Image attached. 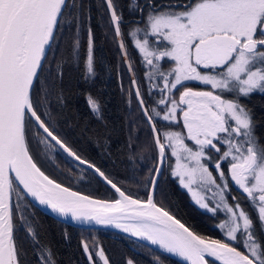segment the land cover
<instances>
[{
	"label": "snow or ice",
	"instance_id": "obj_1",
	"mask_svg": "<svg viewBox=\"0 0 264 264\" xmlns=\"http://www.w3.org/2000/svg\"><path fill=\"white\" fill-rule=\"evenodd\" d=\"M105 3L120 36L122 17L113 0ZM131 7L146 12L144 27L130 33L135 37L136 32H144L143 39H134V45L151 68L146 75L155 74L162 80V87L153 84L152 88H159L162 95L156 105L163 109L145 107L139 88L135 89L160 165L150 169L146 178L145 187H151L146 199L134 198L95 164L82 160L56 134L48 109V78L41 77L45 71L51 75V66L45 67L47 52L58 43L57 33L65 17L78 11L79 5L75 0L71 5L68 0H0V264H26L18 230L39 244L28 220L30 204L23 202L28 196L60 217L113 226L177 254L189 264H210V260L211 264H264V239L255 230L258 223L264 231V145L254 134L251 110L239 102L241 97L264 93V0H168L164 4L144 0L143 5L132 0ZM76 23L78 16H72L71 24ZM156 41L161 44L154 46ZM79 47L76 39L74 55ZM119 47L124 48L122 40ZM163 60L173 62V66L162 69L159 62ZM86 64L88 73H93L91 33ZM62 68L63 61L57 66V76H62ZM191 81L211 90L185 86ZM37 85L43 99L35 94ZM180 87L183 91L174 98ZM89 104L99 113L95 100L89 98ZM159 121L168 124L158 128ZM181 122L183 131L171 130ZM29 133L38 146H44L39 155L46 158L49 149L58 147L93 170L118 198H93L50 177L30 152ZM223 146L226 149L219 160L208 155L209 151L219 154ZM166 149L175 158L171 175L195 203L214 215L224 213L225 219L217 226L225 239H205L156 202ZM222 161H229L227 177ZM229 178L256 211L255 220L239 198L229 201ZM202 192H211L214 206L210 207ZM14 215L18 222H14ZM82 247L90 264H110L102 247L86 241ZM37 259L40 264H55L51 250L44 245H40Z\"/></svg>",
	"mask_w": 264,
	"mask_h": 264
},
{
	"label": "trees",
	"instance_id": "obj_2",
	"mask_svg": "<svg viewBox=\"0 0 264 264\" xmlns=\"http://www.w3.org/2000/svg\"><path fill=\"white\" fill-rule=\"evenodd\" d=\"M142 2L144 0H139L140 4ZM156 2L163 4L168 0ZM72 3L73 0H68L69 5ZM75 3L79 8L78 11H72V16H78V23L71 24L72 16L65 17L64 25L57 33L58 43H53L47 53L45 67L51 66V75L45 71L41 77L42 80L48 78L45 81L49 93L47 102L56 134L80 157L105 172L118 186L130 191L134 197L146 199L150 186L145 187V181L150 175V169L158 165V152L149 124L133 91L109 11L104 0H75ZM113 3L117 14L122 17V37L145 105L150 110L152 107L163 109L164 106L156 105L162 94L158 88L150 86L146 75L151 68L143 61L130 37L131 28L134 25H144L143 21L137 23L133 20L138 16V11L131 7L132 0H113ZM143 15L145 18L146 12ZM90 33L93 42L91 74L88 73L86 64ZM76 39L80 42L78 55L73 53V42ZM62 61V76H57V66ZM185 86L202 88L193 82H188ZM182 89L180 87L178 91H174V98L178 99ZM35 94L44 98L39 85ZM89 98L97 102L99 113L92 111ZM239 102L251 110L256 125L254 134L259 138L260 144L264 145V93L256 92L248 97H241ZM166 124L168 122L159 121L157 127ZM171 130L183 131L182 122L179 127L173 126ZM29 149L43 171L57 181L91 196L107 199L117 197L91 170L72 161L58 147H54L53 153L49 149L46 158L39 155L44 152V146H38L31 139V133ZM166 154V165L159 179L156 202L197 234L223 239L217 226L218 216L195 204L190 193L179 184L177 177L171 175L174 159L170 156V149H166ZM80 169L86 173V180L76 178ZM23 202L30 204L28 220L37 232L36 239L39 241V244H34L24 230H18V244L26 253V264H40L37 259L40 245L51 250L55 264H90L82 247L85 241L90 246L95 244L102 247L110 264H127L128 260H132L133 264H182L123 234L100 228L73 226L46 214L28 198ZM241 206L250 213L253 220L256 219V211L249 203L242 202ZM14 222H18L15 215ZM255 230L259 238L264 239V232L260 230L258 223Z\"/></svg>",
	"mask_w": 264,
	"mask_h": 264
},
{
	"label": "water",
	"instance_id": "obj_3",
	"mask_svg": "<svg viewBox=\"0 0 264 264\" xmlns=\"http://www.w3.org/2000/svg\"><path fill=\"white\" fill-rule=\"evenodd\" d=\"M105 1V0H104ZM164 4V3H163ZM107 6V5H106ZM108 9V8H107ZM108 11H109V14H110V10L108 9ZM142 18H143V15H142V13L140 12V17L139 18H137V21H141L142 20ZM113 24V23H112ZM113 27H114V25H113ZM121 28V27H120ZM115 35H116V33H115ZM116 38H117V42H118V46H119V42L122 40L123 41V43H124V40H123V37H122V32H121V35L120 36H117L116 35ZM119 49H120V52H121V55H122V58H123V61H124V64H125V67H126V69H127V72H128V74H129V77H130V79H131V83H132V86H133V91H134V93H135V89L138 87L139 88V86H138V83H137V80H136V77H135V74H134V71H133V68H132V66L131 67H129V65H131V63H130V59H129V57H128V53H127V51H126V47H125V44H124V48L123 49H121L120 47H119ZM49 51V50H48ZM48 53V52H47ZM125 53H127V55H125ZM133 80H135V84H133ZM140 90V89H139ZM140 94H141V92H140ZM136 96V95H135ZM141 97H142V95H141ZM136 98H137V96H136ZM137 101H138V98H137ZM139 103V102H138ZM140 105V104H139ZM145 107H146V105H144ZM140 108H141V106H140ZM148 122V121H147ZM149 124V123H148ZM157 148V147H156ZM62 151V150H61ZM157 152H158V148H157ZM66 156H67V154L66 153H64ZM68 157V156H67ZM68 158H70L72 161H74L75 163H77L78 165H81V166H83V167H85V168H87V169H89L88 168V166L87 165H84V164H80L79 162H77V161H75L73 158H71V157H68ZM81 159L82 160H86V159H84V158H82L81 157ZM88 161V160H87ZM90 162V161H89ZM91 163V162H90ZM93 164V163H92ZM165 164H166V160H165V162H164V164H163V166H162V170H161V173H160V175H159V177H158V181H159V179H160V177H161V175H162V172H163V170H164V167H165ZM160 165H157V167H159ZM43 170V169H42ZM89 170H91V169H89ZM92 172H93V170H91ZM102 171V170H101ZM94 173V172H93ZM47 174V173H46ZM50 176V175H49ZM51 177V176H50ZM100 179V178H99ZM101 181H102V179H100ZM59 182V181H58ZM103 182V181H102ZM104 183V182H103ZM115 183V182H114ZM105 184V183H104ZM67 186V185H66ZM109 187V186H108ZM73 190H75V189H73ZM114 191V190H113ZM151 191V187H150V190H149V192ZM83 193V192H82ZM83 194H86V193H83ZM26 195V194H25ZM86 195H89V194H86ZM35 206H37L39 209H41L43 212H45L46 214H48V215H50V216H52V217H54V218H56V219H58V220H60V221H62V222H65V223H68V224H70V225H73V226H77V227H81V228H100V229H106V230H111V231H113V232H116V233H119V234H123V235H125V236H128V237H130V238H133V239H135V240H137V241H139V242H142V243H144V244H146V245H148V246H150V247H152V248H154V249H156V250H158V251H160V252H162V253H164V254H166V255H168V256H170V257H172V258H174L175 260H177V261H179V262H181L182 264H189V262H187L183 257H180V256H178L177 254H174V253H169V252H167V251H165L164 249H162V248H160L158 245H153V244H151L149 241H147V240H141V239H139V238H137V237H133V236H131V234L130 233H125V232H123L121 229H117V228H115V227H113V226H106V225H99V224H96L95 222H91V223H88V222H81V221H73L72 219H71V217H60V216H58L57 214H55V213H53L49 208H47L46 206H43V205H39V203L37 202V201H35L32 197H30V196H28L27 197ZM93 198H97V199H107V198H99V197H95V196H93ZM116 198H118V197H116ZM116 198H113V199H116ZM134 198H137V197H134ZM159 205V204H158ZM160 206V205H159ZM172 214V213H171ZM173 215V214H172ZM175 216V215H174ZM179 219V218H178ZM182 222V221H181ZM182 223H184V222H182ZM186 225V224H185ZM187 226V225H186ZM188 227V226H187ZM190 228V227H189ZM192 230V229H191ZM195 232V231H194ZM199 235V234H198ZM201 236V235H200ZM202 237H204V236H202ZM205 239H213V238H207V237H204ZM210 264H211V260H210ZM217 264H218V262H217Z\"/></svg>",
	"mask_w": 264,
	"mask_h": 264
},
{
	"label": "rangeland",
	"instance_id": "obj_4",
	"mask_svg": "<svg viewBox=\"0 0 264 264\" xmlns=\"http://www.w3.org/2000/svg\"><path fill=\"white\" fill-rule=\"evenodd\" d=\"M144 27V25H134L132 28H131V33L134 31V30H136L137 28H143ZM130 37H131V39H132V41H133V43H134V39L135 38H140V39H143V37H144V32L143 31H140V32H136V36L135 37H133V36H131L130 35ZM149 39L150 40H152V38L151 37H149ZM163 43H166V42H163ZM161 44V42L160 41H156L155 42V44H154V46H158V45H160ZM146 63V62H145ZM160 64H161V66H162V69H169L170 67H172L173 66V62H171V61H167V60H163V61H160L159 62ZM166 66V67H165ZM148 80H149V82H150V86L152 87V85L153 84H157L158 82H159V86H161L162 87V80L160 79V77L158 76V75H153L152 77H148ZM191 82H193V83H197V84H199V86L200 87H202V88H199V89H197V90H211L210 89V87L209 86H206V85H202L200 82H198V81H191ZM186 83H188V82H186ZM159 89V88H158ZM196 89V88H195ZM226 98H233L231 95H227L226 96ZM161 114H163V113H161ZM236 139H243V138H236ZM187 143H189V145L190 146H194V142H191V141H186ZM223 148H224V150L226 149V146H223ZM51 151H52V153L55 151L54 150V148H52V149H50ZM223 150V151H224ZM223 151L220 153V155H222L223 154ZM208 155H210V156H212L211 154H210V152H208ZM173 161H174V163H173V166L171 167V172H172V170L174 169V167H175V158L173 157ZM215 159V158H214ZM215 160H217V159H215ZM227 162V164H229V161H226ZM77 174V179H79V180H86V177H87V175H86V173L84 172V170H82V169H80L79 170V172L78 173H76ZM178 179V178H177ZM218 183H220V181L218 180L217 181ZM230 191V190H229ZM15 194V193H14ZM13 194V201H14V198H16V194L14 195ZM191 195V194H190ZM202 195H206L207 197H208V200L211 202L210 203V207L211 206H214L215 205V200H213L212 199V195H211V192H202ZM230 197V196H229ZM228 197V199H229V201L231 202V200H230V198ZM192 198V197H191ZM193 200V199H192ZM194 201V200H193ZM195 202V201H194ZM196 204V203H195ZM200 209H202V210H204V211H207V212H209L208 210H206V209H203V208H201L198 204H196ZM209 213H211V212H209ZM211 214H213V213H211ZM214 215V214H213ZM216 216V215H215ZM217 216H218V218H219V222H218V224L223 220V219H225V216H224V213L223 212H221V213H219V214H217ZM264 232V231H263ZM223 239H225V237H223Z\"/></svg>",
	"mask_w": 264,
	"mask_h": 264
},
{
	"label": "flooded vegetation",
	"instance_id": "obj_5",
	"mask_svg": "<svg viewBox=\"0 0 264 264\" xmlns=\"http://www.w3.org/2000/svg\"><path fill=\"white\" fill-rule=\"evenodd\" d=\"M143 3L144 2H142L141 3V5H143ZM144 13H142V15H143ZM140 17V12L138 11V16L137 17H134L133 18V20L135 21V22H137V23H141L142 21H143V19H144V15H143V18H142V20L141 21H137V18H139ZM193 88V87H192ZM194 90H197V89H195V88H193ZM181 91H183V89L181 90ZM224 150V148L223 147H221V152ZM210 152V154L215 158V159H217V160H219V157H220V153L218 154V153H215V152H212V151H209ZM225 162L226 161H222L221 162V167H222V169L225 171V175H226V177L228 176V168H229V164H225ZM209 167H210V170H212L213 171V175L214 176H217L218 174H217V172H216V170L214 169V166L212 165V164H210L209 165ZM229 195H228V197L230 198V200H232V197H237V198H239L240 200H241V203L242 202H245V203H249L247 200H245L244 198H243V194L241 193V190L240 189H238V187L234 184V183H232L231 181H230V178H229ZM15 200V199H14Z\"/></svg>",
	"mask_w": 264,
	"mask_h": 264
}]
</instances>
